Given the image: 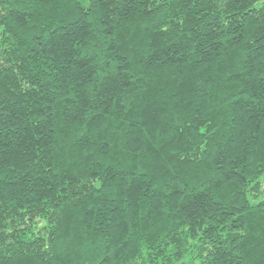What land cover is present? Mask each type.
Wrapping results in <instances>:
<instances>
[{"label": "trees", "instance_id": "16d2710c", "mask_svg": "<svg viewBox=\"0 0 264 264\" xmlns=\"http://www.w3.org/2000/svg\"><path fill=\"white\" fill-rule=\"evenodd\" d=\"M263 176L264 0H0V264H264Z\"/></svg>", "mask_w": 264, "mask_h": 264}, {"label": "rangeland", "instance_id": "374dc122", "mask_svg": "<svg viewBox=\"0 0 264 264\" xmlns=\"http://www.w3.org/2000/svg\"><path fill=\"white\" fill-rule=\"evenodd\" d=\"M259 187H260L261 195L258 197H253V201H255V202H259L261 200H264V176L260 180ZM37 224H38V226H37L38 228H41L44 226V222H41V221L37 222Z\"/></svg>", "mask_w": 264, "mask_h": 264}]
</instances>
